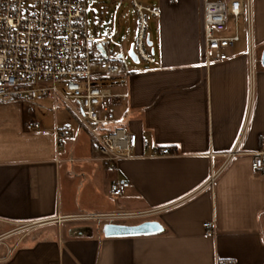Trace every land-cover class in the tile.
I'll return each mask as SVG.
<instances>
[{
  "label": "crops",
  "instance_id": "0c3cea01",
  "mask_svg": "<svg viewBox=\"0 0 264 264\" xmlns=\"http://www.w3.org/2000/svg\"><path fill=\"white\" fill-rule=\"evenodd\" d=\"M145 1L160 10L149 23L155 63L114 88L128 93L116 113L139 137L130 157L99 161L93 139L74 156L79 131L59 147L60 126H45L34 101L0 103V264H264V172L252 168L264 136V0H253V67L245 15L228 58L210 60L206 0ZM233 32L230 17L222 34ZM143 140L176 153L153 156ZM119 179L130 186L113 196ZM134 219L163 231L104 234Z\"/></svg>",
  "mask_w": 264,
  "mask_h": 264
},
{
  "label": "built area",
  "instance_id": "2783aa9c",
  "mask_svg": "<svg viewBox=\"0 0 264 264\" xmlns=\"http://www.w3.org/2000/svg\"><path fill=\"white\" fill-rule=\"evenodd\" d=\"M137 15V34L133 50L139 61L155 63L150 44L151 17L160 10L140 0H130ZM175 1V0H172ZM89 0H0V103L15 100L53 99L55 113L68 108L93 137L95 158L108 165L130 157L139 143L136 133L123 128L117 107L128 100L126 91H115L128 83L131 72L127 58L110 49L116 36L91 33L88 25ZM247 19L250 64L255 65L253 43V0H206L204 3V39L210 60L228 58L227 50L240 41L239 18ZM230 17L234 32L226 31ZM102 46V48H100ZM37 123L28 122L27 128ZM73 125L65 122L57 129L59 147L72 137ZM143 145L153 156L173 155L171 147H158L148 140ZM252 168L264 172V136L261 149L254 154ZM129 181L119 179L111 194H123ZM87 215L85 218H94ZM116 218L118 215H105ZM214 224L204 223L206 234H214ZM221 264H235L233 261Z\"/></svg>",
  "mask_w": 264,
  "mask_h": 264
},
{
  "label": "rangeland",
  "instance_id": "374dc122",
  "mask_svg": "<svg viewBox=\"0 0 264 264\" xmlns=\"http://www.w3.org/2000/svg\"><path fill=\"white\" fill-rule=\"evenodd\" d=\"M142 3L147 4L145 0H140ZM88 25L91 33L105 34L112 31L116 32V36L110 43V50L115 53H122L127 58L128 67L140 66L143 62H134L129 52L136 41V34L138 28L137 15L134 6L130 0H89L88 2ZM37 114L39 119L42 118L45 126H61L65 122H71L73 125V132L79 134L74 140L69 143L73 146L72 150L74 156L84 154L87 145H90L92 134L78 122L77 118L71 114L68 108L62 106L57 113L52 110L54 104L52 98H45L37 101ZM41 119V120H42ZM40 120V121H41ZM68 143V144H69ZM81 145V146H79ZM86 147V148H85ZM67 146L65 147V151ZM116 201L112 197V201ZM114 222H127L134 224V220H120Z\"/></svg>",
  "mask_w": 264,
  "mask_h": 264
},
{
  "label": "water",
  "instance_id": "95a60500",
  "mask_svg": "<svg viewBox=\"0 0 264 264\" xmlns=\"http://www.w3.org/2000/svg\"><path fill=\"white\" fill-rule=\"evenodd\" d=\"M150 44L151 41H150ZM102 48V46H100ZM129 55L132 57L134 62H138L139 59L135 54L133 48H131ZM261 63L264 66V51L261 57ZM162 225L158 221H143L138 224H121V223H106L103 227L104 234L108 237L114 236H141V235H151L160 233L163 231Z\"/></svg>",
  "mask_w": 264,
  "mask_h": 264
}]
</instances>
